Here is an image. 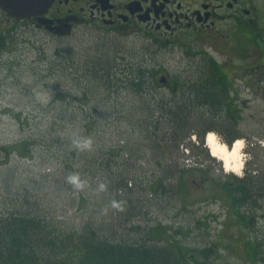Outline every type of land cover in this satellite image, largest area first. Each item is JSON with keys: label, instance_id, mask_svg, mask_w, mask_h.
<instances>
[{"label": "rangeland", "instance_id": "1", "mask_svg": "<svg viewBox=\"0 0 264 264\" xmlns=\"http://www.w3.org/2000/svg\"><path fill=\"white\" fill-rule=\"evenodd\" d=\"M15 30L6 39V49L0 52V213L19 209L20 204L25 202L39 203L45 213L52 207L54 214L64 219L70 228L79 229L89 225L101 229L106 226L118 242L162 245L165 243L162 239L171 238L181 241L183 247L190 251L184 255L188 259L193 250H212L209 261L195 257L196 261L191 260L190 264L193 261L194 264H264L263 47H255L253 55L249 57L257 65L254 66L256 71L238 72L236 65L227 71L230 96L236 100L240 111L237 123H230L232 136L235 137L233 142H243L244 164L238 175L226 173L223 164L211 156L206 146L209 133L224 145L230 139L218 119L214 121L206 117L210 124L206 127L219 132L206 133L203 145H198L197 137H194L195 141L191 137L182 143L183 149L180 147L179 152L160 156L158 149H152L156 148L154 145L145 141L144 136L137 135V130L133 131L134 125L138 129L145 121L142 117H149L153 106L147 110V102L139 101L136 95L126 92H120L124 94L123 98L115 101L104 89L95 93L97 88L91 84L89 87L93 93L89 99L93 102L98 99L105 106L96 111L89 103L84 106L86 111L82 112L77 104L87 100L84 92H76L73 87L78 80L70 71L68 77H61L60 64L57 66L59 60L55 61L59 58L57 50L68 48L78 53L81 60L104 56L112 65L116 61L114 53L118 51L109 49V46L118 43L119 50L126 54L132 52L139 60L148 61V65L169 76L170 80L189 79L198 74V65L188 61L186 53L192 52L196 56L201 48H205L202 45L180 41L177 45L159 48L148 39H99L90 35L78 40L82 35L73 37L75 34L71 40H66L25 24ZM144 47L154 56L152 63ZM228 52V57L232 58V49ZM120 57L117 56V59ZM214 57L218 63L224 60L221 55ZM236 63L242 65V62L232 61V64ZM65 69L63 66V72ZM78 83L86 87L82 82ZM157 93L169 99L168 88H158ZM114 104L122 106H117L112 112L110 107L114 108ZM123 107L125 109L121 111ZM61 119L64 120L60 125L63 129L58 130L56 126L54 131L63 144L62 148H58L55 142H49V127L52 122ZM93 120L97 124L90 130L91 126L88 129L86 123ZM155 121L152 118L146 121L150 125L147 135L153 137V142H156L155 136L160 138L163 134L160 135L161 131L155 128ZM160 127L162 131L166 129L165 124ZM204 127L199 126L194 130L202 133ZM48 142L53 143L51 148ZM119 142H124V146L128 144L132 153V156L128 154L131 156V166L127 171L116 170L112 163L113 170H104L97 178H91L90 182L72 171L67 176L68 181L58 188L39 181V175L43 173H52L54 169H59L61 173L63 161L73 160L70 158L74 147L78 148L77 154L94 152L99 155L101 148L107 150ZM25 143H29L32 149L33 158L30 160L19 157ZM252 144L255 145L252 147ZM5 148L10 154L8 164H4L6 154L2 149ZM96 158L100 163V156ZM74 162L75 169L80 168V172L84 173L83 162L76 159ZM159 163L164 166L162 172L158 171ZM165 173L169 177L167 181L164 179ZM243 178L247 182L240 184L239 180ZM162 179L163 187L158 190ZM120 181L128 182L127 190L116 191ZM5 183L12 190L8 196L5 194ZM72 184L74 187L69 190ZM225 184L243 185L246 189L245 199L239 202L238 207L235 204L232 206ZM234 196L238 199L241 197L235 193ZM14 200L18 203L12 202ZM71 201H80L81 204L70 206ZM112 201L116 203L115 206ZM156 227L164 230L167 236L161 235ZM150 232L153 237L156 236L154 240L148 239Z\"/></svg>", "mask_w": 264, "mask_h": 264}, {"label": "trees", "instance_id": "2", "mask_svg": "<svg viewBox=\"0 0 264 264\" xmlns=\"http://www.w3.org/2000/svg\"><path fill=\"white\" fill-rule=\"evenodd\" d=\"M6 47L7 44L4 43L0 51L3 52ZM110 48H115L114 51H118L114 53L116 61L112 65L108 64L109 60H105L104 56L81 60L79 54L74 53L72 49L60 48L57 50V57L59 58L55 61L58 62L59 60L57 66L59 67L60 64L61 77H68L70 71L72 75H75V79L86 85V87L80 85L77 80V83L74 82L73 84L75 91L84 92L85 100H87L77 104V108L81 109L82 112L86 111L84 106L89 105V103L96 111L99 107L105 106L103 103H99L98 99H95V102L89 99L93 93L89 87L92 84L97 88L95 93L98 94L101 89H104L115 101H118L120 97L123 98V93L126 92V94L136 95L139 101L147 102V110L152 108L150 106H153L149 117H142L145 121L138 126L139 128L135 129L136 125H134V129H132L133 131L137 130L139 133L137 135L144 136L145 141L154 145L156 148L152 149H158L160 156L179 152L180 147H183L182 143L191 137H197L198 145H203L206 133H218L219 131L216 129L206 127L210 125L207 123L206 117H211V120L214 121L218 119L221 126H223L221 128L225 130L227 137H230L226 144L231 146L234 143L235 137L232 136L230 123H237L240 111L236 105V100L230 96L231 88L228 79L215 61L203 60L197 64L198 74L194 77L170 80L173 86L172 89H168L169 99H165L157 93V89L161 88L156 86V76L160 74L159 70L148 65V61L139 60L132 52L129 54L122 52V50H119L118 43L112 45V47L109 46ZM143 49L146 54H150L149 61L152 63L154 56L147 48ZM117 56L121 57L117 59ZM63 66L66 68L64 72ZM158 96L161 97L158 98ZM75 101L78 102L79 99L76 98ZM67 102L69 103V101ZM114 105V108L110 107L112 112L116 110L117 106H122L121 104ZM106 107H108V104H106ZM124 109L123 107L121 111ZM149 118L156 120L154 122L155 128L161 131L160 135L163 133L160 138L154 137L156 142L152 141V136L148 137L147 135L150 125L148 126L146 121ZM62 122H64L62 119L56 120L49 127L51 130L49 131V142H55L58 148H62L63 144H61L59 138H56L54 131L56 126L58 130L63 129L60 127ZM96 124L93 120L86 123V126L88 129L91 126L90 130H93ZM162 124L166 125L164 131L160 127ZM199 126H205L202 133L194 130ZM124 134V137L127 136ZM123 143L119 142L117 146L107 150L101 148L98 152L99 155L94 154V152H91L93 155L90 153L77 154L78 148L74 147L73 156L70 158L73 160L63 161L61 173H59V169H54L52 173L50 171L39 175V181L46 185L49 183L53 188H58L68 181L67 176L72 171L76 176L79 174V178H87L90 182L91 178H97L104 170L107 169L109 172L113 170L112 163L115 164L116 170L127 171L128 167L131 166L129 161L132 153L129 150L130 148L128 149V144L126 143L127 146H124ZM51 144L53 143H49L50 148ZM23 145H25L24 151L19 152V157L26 160L32 159L30 144L25 143ZM2 150L6 154L4 164L10 163L9 151L6 148ZM128 154L131 156H128ZM97 156L101 158L100 163L96 158ZM74 159L83 162L84 173L80 172V168L75 169L76 162H74ZM115 160H117L116 163H114ZM158 167L159 172H162V169L164 170L163 165ZM88 171L89 174L86 175ZM168 178L165 173V181ZM246 182L247 180L244 178L239 180L240 184ZM163 183L164 180L162 179L158 184V190L162 189ZM117 184L116 191L128 189V182L120 181ZM235 186L225 184L224 188L229 192L232 206L235 204L238 207L239 202H243V199H245L246 189L243 185ZM73 187L72 184L69 190ZM4 189L7 196L11 194L12 190L8 184L5 183ZM154 192H157V190ZM234 193L241 195V197L239 196L238 199L234 196ZM118 196L122 195L119 194ZM80 198L82 199V197ZM12 202L18 203L17 200ZM78 204H81V202L71 201L69 205ZM112 204L115 206L116 203L112 201ZM20 205L19 209H10L0 213V264H190V261L195 260V257L209 261L213 255L211 249L193 250L191 251L192 256L188 259L184 257L188 250L183 247L182 242L171 238L162 239V242H165L162 245L118 242L111 235L112 231L110 233L106 226L101 229L89 225L79 229L70 228L64 219H60L54 214L52 207L47 209L48 211L45 213L40 209L39 203L25 202ZM157 230L161 231L159 232L161 235L167 236L161 228ZM148 235L149 240L156 238V236H152L151 232ZM252 247L253 245L250 246L251 249ZM254 256H256V252H254ZM207 263L209 264V262Z\"/></svg>", "mask_w": 264, "mask_h": 264}, {"label": "flooded vegetation", "instance_id": "3", "mask_svg": "<svg viewBox=\"0 0 264 264\" xmlns=\"http://www.w3.org/2000/svg\"><path fill=\"white\" fill-rule=\"evenodd\" d=\"M22 24L66 40L94 35L148 39L159 48L180 41L200 44L205 48L196 56L186 53L187 60L215 61L226 78L235 65L238 72L256 71L249 57L255 47L264 48V0H55L44 16L29 19L12 18L0 8V48ZM230 49L232 58L227 54ZM215 55L223 56V62L218 63ZM162 77L167 78L165 84L160 83ZM169 78L158 74L156 86L172 89Z\"/></svg>", "mask_w": 264, "mask_h": 264}, {"label": "bare ground", "instance_id": "4", "mask_svg": "<svg viewBox=\"0 0 264 264\" xmlns=\"http://www.w3.org/2000/svg\"><path fill=\"white\" fill-rule=\"evenodd\" d=\"M206 146L211 156L223 164L226 173L240 174L244 164L242 141H236L229 149L224 144L219 143L214 134L209 133L206 137Z\"/></svg>", "mask_w": 264, "mask_h": 264}, {"label": "water", "instance_id": "5", "mask_svg": "<svg viewBox=\"0 0 264 264\" xmlns=\"http://www.w3.org/2000/svg\"><path fill=\"white\" fill-rule=\"evenodd\" d=\"M55 0H0V8L12 18L29 19L44 16ZM167 78L162 77L160 83L165 84Z\"/></svg>", "mask_w": 264, "mask_h": 264}, {"label": "clouds", "instance_id": "6", "mask_svg": "<svg viewBox=\"0 0 264 264\" xmlns=\"http://www.w3.org/2000/svg\"><path fill=\"white\" fill-rule=\"evenodd\" d=\"M73 180L75 181V178H73Z\"/></svg>", "mask_w": 264, "mask_h": 264}]
</instances>
